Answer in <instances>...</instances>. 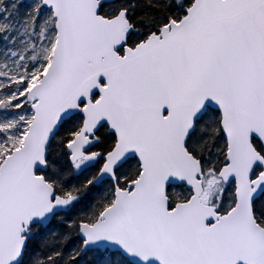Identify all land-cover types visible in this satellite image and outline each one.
<instances>
[{
  "label": "snow or ice",
  "instance_id": "1",
  "mask_svg": "<svg viewBox=\"0 0 264 264\" xmlns=\"http://www.w3.org/2000/svg\"><path fill=\"white\" fill-rule=\"evenodd\" d=\"M0 264H264V0H0Z\"/></svg>",
  "mask_w": 264,
  "mask_h": 264
}]
</instances>
